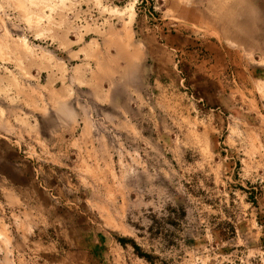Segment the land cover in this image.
I'll use <instances>...</instances> for the list:
<instances>
[{"label":"rangeland","instance_id":"obj_1","mask_svg":"<svg viewBox=\"0 0 264 264\" xmlns=\"http://www.w3.org/2000/svg\"><path fill=\"white\" fill-rule=\"evenodd\" d=\"M0 264H264V0H0Z\"/></svg>","mask_w":264,"mask_h":264},{"label":"crops","instance_id":"obj_2","mask_svg":"<svg viewBox=\"0 0 264 264\" xmlns=\"http://www.w3.org/2000/svg\"><path fill=\"white\" fill-rule=\"evenodd\" d=\"M246 8V7H245ZM252 16V15H251ZM253 17V16H252ZM252 19V18H251Z\"/></svg>","mask_w":264,"mask_h":264}]
</instances>
